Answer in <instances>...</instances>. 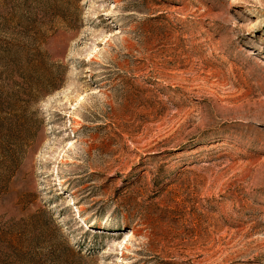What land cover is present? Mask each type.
Instances as JSON below:
<instances>
[{"label":"rangeland","instance_id":"obj_1","mask_svg":"<svg viewBox=\"0 0 264 264\" xmlns=\"http://www.w3.org/2000/svg\"><path fill=\"white\" fill-rule=\"evenodd\" d=\"M262 62L264 0H0V264H264Z\"/></svg>","mask_w":264,"mask_h":264},{"label":"bare ground","instance_id":"obj_2","mask_svg":"<svg viewBox=\"0 0 264 264\" xmlns=\"http://www.w3.org/2000/svg\"><path fill=\"white\" fill-rule=\"evenodd\" d=\"M264 66V62L261 63ZM69 114V119L74 121L76 126H79V121H81V116L78 113L67 112Z\"/></svg>","mask_w":264,"mask_h":264}]
</instances>
